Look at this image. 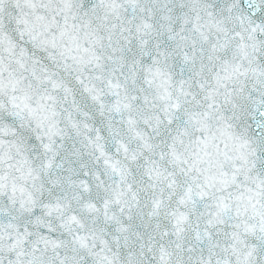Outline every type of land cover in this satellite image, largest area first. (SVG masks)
Masks as SVG:
<instances>
[{"label": "snow or ice", "instance_id": "6c2138e0", "mask_svg": "<svg viewBox=\"0 0 264 264\" xmlns=\"http://www.w3.org/2000/svg\"><path fill=\"white\" fill-rule=\"evenodd\" d=\"M0 264H264V0H0Z\"/></svg>", "mask_w": 264, "mask_h": 264}]
</instances>
